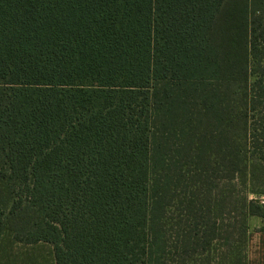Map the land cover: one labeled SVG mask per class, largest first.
<instances>
[{"label": "trees", "instance_id": "obj_1", "mask_svg": "<svg viewBox=\"0 0 264 264\" xmlns=\"http://www.w3.org/2000/svg\"><path fill=\"white\" fill-rule=\"evenodd\" d=\"M260 197L264 0H0V264H248Z\"/></svg>", "mask_w": 264, "mask_h": 264}, {"label": "crops", "instance_id": "obj_2", "mask_svg": "<svg viewBox=\"0 0 264 264\" xmlns=\"http://www.w3.org/2000/svg\"><path fill=\"white\" fill-rule=\"evenodd\" d=\"M247 263L264 264V232L249 231L247 240Z\"/></svg>", "mask_w": 264, "mask_h": 264}, {"label": "rangeland", "instance_id": "obj_3", "mask_svg": "<svg viewBox=\"0 0 264 264\" xmlns=\"http://www.w3.org/2000/svg\"><path fill=\"white\" fill-rule=\"evenodd\" d=\"M259 199L261 200L262 204H264V197H260ZM249 227L250 231L264 232V220L256 217L252 218L249 221Z\"/></svg>", "mask_w": 264, "mask_h": 264}]
</instances>
